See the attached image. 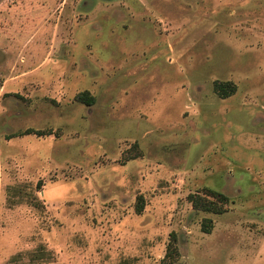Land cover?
<instances>
[{
    "label": "rangeland",
    "instance_id": "374dc122",
    "mask_svg": "<svg viewBox=\"0 0 264 264\" xmlns=\"http://www.w3.org/2000/svg\"><path fill=\"white\" fill-rule=\"evenodd\" d=\"M0 264H264V0H0Z\"/></svg>",
    "mask_w": 264,
    "mask_h": 264
},
{
    "label": "trees",
    "instance_id": "16d2710c",
    "mask_svg": "<svg viewBox=\"0 0 264 264\" xmlns=\"http://www.w3.org/2000/svg\"><path fill=\"white\" fill-rule=\"evenodd\" d=\"M214 90L218 94V96L225 99V98H228L229 96H231L235 92V87L230 82H219V81H217L214 84ZM77 100H79L82 103L89 105V106H92L95 104V98L89 92H83V93L79 94L77 96ZM30 133H32V131L28 130L24 134H30ZM216 196L221 199V202L223 204H226V202L228 203L229 199L225 195H222V194L215 195V193H214L215 198H216ZM209 203H211V202H209ZM195 205H196V200H195ZM206 207H208L206 210L211 209L209 206H206ZM142 211H143V207L141 206L138 208L137 213L141 214ZM214 211L220 214L223 212V208L220 207L219 209H215ZM211 225H212L211 222H209L208 225L203 224V231L206 233H210Z\"/></svg>",
    "mask_w": 264,
    "mask_h": 264
}]
</instances>
